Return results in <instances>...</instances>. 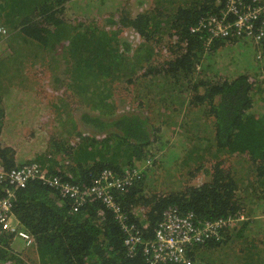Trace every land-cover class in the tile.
Returning <instances> with one entry per match:
<instances>
[{
  "label": "trees",
  "instance_id": "trees-1",
  "mask_svg": "<svg viewBox=\"0 0 264 264\" xmlns=\"http://www.w3.org/2000/svg\"><path fill=\"white\" fill-rule=\"evenodd\" d=\"M82 1L0 0V37L22 35L25 45L42 54V65H52L59 56L64 69L55 65L75 103L67 114L80 120L63 122L70 126L65 137L52 138L47 152L29 163L17 160L16 151L0 140V171L38 164L52 180L79 187L85 199L75 209L74 199L36 179L15 188L16 232L0 233V264H152L153 253L147 254L145 246L154 242L168 211L180 218L193 215L200 224L233 220L221 241L188 246L194 264H203L200 258L209 250L229 246L231 238L247 240V230L264 221V42L251 41L244 58L229 50L244 40L193 32L201 20L221 18L227 0H155L153 11L134 18L124 13L103 26L93 21V14H104L109 0ZM127 29L139 40L138 47L129 37L121 38ZM159 46L173 58L156 70L151 82H144L153 71L139 73ZM4 69L0 62V76ZM133 83L139 85L137 107L118 113L116 89ZM61 107L68 109V104ZM162 109L174 110L172 117L183 112L185 118L171 125ZM7 119L0 98V135ZM196 121L206 127L202 136ZM173 126L192 128L199 140L182 134L184 139L175 142L169 131ZM220 155L248 159L254 179L249 177L247 188L239 187L222 158L218 162ZM163 164L193 170L192 179L204 172L208 179L165 190L159 177ZM108 171L113 182L132 177L131 184L110 192L122 218L90 194ZM7 188L8 182L0 180V196ZM132 225L141 230V242L127 246L124 226ZM18 231L29 234L33 243L28 248L35 255L14 249L15 241H23ZM32 255L35 259L29 261ZM248 258L240 256L239 264H247Z\"/></svg>",
  "mask_w": 264,
  "mask_h": 264
},
{
  "label": "rangeland",
  "instance_id": "rangeland-1",
  "mask_svg": "<svg viewBox=\"0 0 264 264\" xmlns=\"http://www.w3.org/2000/svg\"><path fill=\"white\" fill-rule=\"evenodd\" d=\"M81 2L83 3L85 1L81 0ZM154 2L155 0H119V2L115 0L114 3L109 0L107 1V7L109 9L101 15H96V11H94L93 21H96L99 26H103L108 18H119L124 13H126V16L129 14L131 18H134L141 13L153 11L155 9ZM2 35L0 37V62L4 63L7 69L3 71L5 75L0 76V98L3 100L8 119L1 129L0 140L4 146H14L18 149L22 145L26 148L27 156L25 159L29 163L37 155L47 152L48 146L50 145L49 142L52 138L60 140L61 134L65 137L70 130V126L68 124L66 126L63 122L66 123L68 119H75L77 123H80V120L79 116L74 115L73 112L70 116L67 114L74 110L75 103L67 91L66 79L61 69L55 65V62H58L62 70L64 69V66L59 62V56L56 55L52 65L50 63L42 65L39 59L42 57V54L34 46L29 47L25 45L22 35L14 33H3ZM130 35L129 29H127L122 32L121 38L129 37L133 41V47L135 48V45L138 47L140 44L139 40L137 38L132 39ZM242 40L244 41L236 43L229 50L233 54H242L246 58V54L243 52L246 51L250 42L253 40ZM239 44L246 45V47H239ZM152 47L155 48L154 44H152ZM160 49H163V51L160 52ZM172 58L173 56L166 48L162 46L156 47L155 57H152L149 66L146 63L144 64V70L139 73V76L142 75V72L152 70L153 75L148 78L145 76L146 79L143 80L144 82H151L152 77L156 75V70ZM259 59L258 57L257 60L259 61ZM140 66L142 65L140 64ZM57 77L60 79L59 81ZM137 89H139V85H135L134 83L117 87L116 99L118 100V113L128 112L134 105V107H137L138 101L136 98L139 93V91H136ZM145 92L147 93V90ZM19 95H22V98H16ZM119 98L122 99V103L119 102ZM13 101H15L16 105L10 104ZM64 103L68 104V109L61 110V106ZM173 111L170 109L160 110L171 125L177 122L181 124L185 118V114L182 112L180 116L172 117ZM60 112H63L62 118L60 117ZM154 116L156 115L151 117ZM191 117L195 119L193 114ZM197 123L198 121L195 123V129L197 134L202 136L204 135L202 132L205 131L206 127L199 126ZM169 131L174 134L175 142H180L184 139L182 134H187L191 138H196L197 141L199 140L194 135L196 132L192 128L185 130L181 127L173 126L169 128ZM170 136L172 135L170 134ZM221 158L224 160L225 168L230 170L234 175L239 187L241 189L247 188L251 174V164L248 162V159L238 155L230 157L220 155L218 162L221 161ZM215 162L216 160L212 164H215ZM210 169L209 167L208 170ZM1 173L5 172L0 171ZM192 174L193 170L189 168L173 167L169 169L168 164H163L161 174L159 175L160 178L162 177L161 182L163 184L160 188L165 190L175 189L186 183L201 185L208 179L204 172L199 173L194 179H192ZM252 176L250 179H252ZM18 245L24 246V250L18 249L15 241L13 247L16 251L34 254L33 250L28 248L25 243L18 242ZM230 253L231 248L228 246L226 248H213L203 254L201 262L203 264H232L233 258L229 255ZM31 259L34 260L35 256H30L29 261Z\"/></svg>",
  "mask_w": 264,
  "mask_h": 264
},
{
  "label": "built area",
  "instance_id": "built-area-1",
  "mask_svg": "<svg viewBox=\"0 0 264 264\" xmlns=\"http://www.w3.org/2000/svg\"><path fill=\"white\" fill-rule=\"evenodd\" d=\"M231 20V21H230ZM230 21V22H229ZM200 26L193 29V32L205 30L217 37H231L234 39H251L256 44L264 42V0H253L251 3L246 0H227L226 12L222 18L210 17L203 19ZM108 171L104 176L94 182L91 195L101 199L105 205L114 210L122 218L121 209L118 207L110 193L114 188L121 189L132 183V177L127 175L125 180L111 181L113 176ZM40 180L51 186H57L63 196H69L75 200L76 207L85 199L79 187L71 184H60L59 179H51L38 164L26 165L22 169L13 170L10 173H1V182H8V188L4 196H0V233L16 232L12 218V200L15 188H23L29 180ZM166 221L157 233L155 240L145 246V252L152 254V264L172 262L175 264H194L187 255L188 246L193 243L205 240H222V231L228 230L233 220H219L200 224L193 215L184 218L178 217L175 213H165ZM126 232V245L134 246L141 242L140 229L135 225L124 226ZM17 235L29 247L32 239L29 234L18 231Z\"/></svg>",
  "mask_w": 264,
  "mask_h": 264
},
{
  "label": "crops",
  "instance_id": "crops-1",
  "mask_svg": "<svg viewBox=\"0 0 264 264\" xmlns=\"http://www.w3.org/2000/svg\"><path fill=\"white\" fill-rule=\"evenodd\" d=\"M226 12V4L225 8L222 12L221 18L224 16ZM217 17V16H211ZM16 151V159L19 161H26L25 157L27 156V149L22 145L17 149V147L10 146ZM21 149V150H20ZM249 238L245 241H237L235 238H231L229 246L231 248V253L229 254L233 258L232 264H239L240 256L247 254L249 256V263H257L264 264V221H257L249 228ZM235 232L232 231L231 235ZM18 242H23L19 240ZM16 241L17 248L20 250H24V246H19ZM24 243V242H23ZM241 249L242 252H241ZM22 254H26L25 252ZM201 260L203 257L200 258Z\"/></svg>",
  "mask_w": 264,
  "mask_h": 264
}]
</instances>
